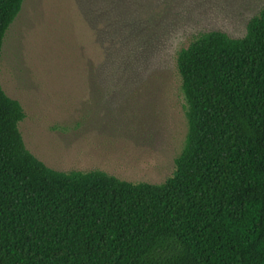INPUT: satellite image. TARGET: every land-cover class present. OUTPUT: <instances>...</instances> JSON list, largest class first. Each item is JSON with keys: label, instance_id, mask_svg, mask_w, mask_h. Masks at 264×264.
Returning <instances> with one entry per match:
<instances>
[{"label": "trees", "instance_id": "1", "mask_svg": "<svg viewBox=\"0 0 264 264\" xmlns=\"http://www.w3.org/2000/svg\"><path fill=\"white\" fill-rule=\"evenodd\" d=\"M21 4L0 0V55ZM176 69L187 132L161 184L46 167L0 86V264H264V7Z\"/></svg>", "mask_w": 264, "mask_h": 264}, {"label": "rangeland", "instance_id": "2", "mask_svg": "<svg viewBox=\"0 0 264 264\" xmlns=\"http://www.w3.org/2000/svg\"><path fill=\"white\" fill-rule=\"evenodd\" d=\"M264 0H22L0 86L24 113L23 144L59 172L161 184L187 124L179 51L202 33L245 35Z\"/></svg>", "mask_w": 264, "mask_h": 264}]
</instances>
